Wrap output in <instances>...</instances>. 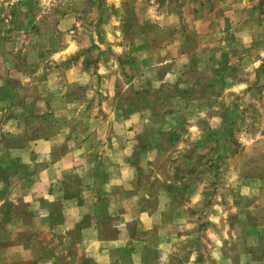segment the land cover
Segmentation results:
<instances>
[{
    "label": "rangeland",
    "instance_id": "obj_1",
    "mask_svg": "<svg viewBox=\"0 0 264 264\" xmlns=\"http://www.w3.org/2000/svg\"><path fill=\"white\" fill-rule=\"evenodd\" d=\"M53 128L96 153L69 231ZM0 264H264V0H0Z\"/></svg>",
    "mask_w": 264,
    "mask_h": 264
},
{
    "label": "crops",
    "instance_id": "obj_2",
    "mask_svg": "<svg viewBox=\"0 0 264 264\" xmlns=\"http://www.w3.org/2000/svg\"><path fill=\"white\" fill-rule=\"evenodd\" d=\"M11 123L1 125V135L3 140H5L4 135L6 137L14 135L13 132L15 131V128H12ZM53 129L52 134L45 137H39V139L34 142L33 148L29 149L30 154H33V158L29 160L30 167L35 172L32 175L33 178H31L29 185L32 188H49V190H47L49 193V202L54 203L57 201L54 204H58L60 207L59 213L62 214L58 226H67L66 228L68 229L66 231H69V229L87 215L90 210L93 211L97 208L95 206L97 193L94 189L96 183L94 177V155L96 153L95 149L90 146H88L87 150L80 147L82 144L72 140L73 137L71 134L68 135L67 132H65L66 134L64 135L63 132L61 133L57 131V129ZM61 139L65 140L64 144H67L66 139L71 140L68 142L67 147L59 150L58 141ZM17 150L18 149H14L13 151ZM19 153L23 154V150H19ZM83 154L91 155L92 157L81 162L80 160L82 159L80 156ZM79 167L88 168L89 170L87 173L91 176L89 178H93V180L90 182L81 181L79 189L74 192V194L65 195L64 191H56L55 188L65 185L64 182L66 181V178L79 174ZM107 185L109 187H114L117 185V182L116 180L109 178ZM50 188H53V190L50 191ZM87 192L91 197L88 198ZM149 216H151V214H145L144 212L141 214L142 218L148 219ZM148 227H150V225Z\"/></svg>",
    "mask_w": 264,
    "mask_h": 264
}]
</instances>
